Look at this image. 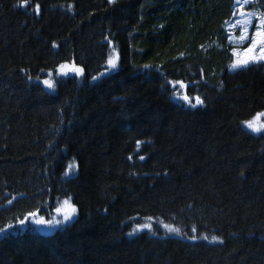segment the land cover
Instances as JSON below:
<instances>
[{
  "label": "trees",
  "instance_id": "obj_1",
  "mask_svg": "<svg viewBox=\"0 0 264 264\" xmlns=\"http://www.w3.org/2000/svg\"><path fill=\"white\" fill-rule=\"evenodd\" d=\"M233 9L0 0V264H264V66L227 69Z\"/></svg>",
  "mask_w": 264,
  "mask_h": 264
},
{
  "label": "rangeland",
  "instance_id": "obj_2",
  "mask_svg": "<svg viewBox=\"0 0 264 264\" xmlns=\"http://www.w3.org/2000/svg\"><path fill=\"white\" fill-rule=\"evenodd\" d=\"M109 1V0H108ZM257 0H247V3H245V0H240V3L237 4V0H235V7H234V16L231 18V20L229 21V23L226 26V30L228 33V43L230 45H232V56L234 57V61L228 66L227 69H229L230 72H234L237 71V69L240 68H244L242 67H238L233 69L232 65L234 63H236L237 61H243L244 59H249V64L251 63H263L264 66V60H260L259 57L262 55L261 51H260V47L259 45H257V48L254 52L252 53H248L247 49L249 48L250 44H251V37L254 36L257 28L260 25V19L264 18V10L260 11L259 9H255V10H251V11H245L244 7L249 3V2H256ZM244 13V15L242 16L241 13ZM248 13H254V15L252 16L251 19V23L247 28L246 33H244L245 35H247L249 37L248 40H245L243 42H241L239 40V37L242 33L243 30V20L247 19V14ZM234 53H236L234 55ZM252 57H255V59H252ZM247 65V66H248ZM47 89H49L47 87ZM253 119V118H252ZM251 119V120H252ZM246 129H248L246 127ZM249 130V129H248ZM250 132H253L251 130H249ZM263 132V131H261ZM254 134H258L260 132H253ZM65 202V201H64ZM64 202H59L57 209H59L60 211H57V209H55V211L52 212L51 215H49V219H45L44 216H42L41 214H35L34 216H28L27 218H25L24 224L22 225L21 223H18L16 226L18 228H24L27 225H30L32 228H37L38 232L43 233V234H50L56 231V229H60L63 228V226L67 225L74 217V212L71 211V209L73 208L71 206V204L68 202L67 204H65ZM65 213H67L69 215V219L65 220L64 216ZM42 220V223H37L36 221H40ZM57 221H59V223H57ZM1 232V231H0Z\"/></svg>",
  "mask_w": 264,
  "mask_h": 264
},
{
  "label": "snow or ice",
  "instance_id": "obj_3",
  "mask_svg": "<svg viewBox=\"0 0 264 264\" xmlns=\"http://www.w3.org/2000/svg\"><path fill=\"white\" fill-rule=\"evenodd\" d=\"M114 0H109V3H113ZM240 3V0H237V4ZM245 3H247V0H245ZM20 6H26L24 3H21ZM36 10L37 12L39 11V6L37 5L36 7ZM241 15L243 16L244 13L242 12ZM254 15V13H248L247 14V19L243 20V30H242V33L239 37V40L241 42L245 41V40H248L249 37L247 35H245L244 33H246L247 31V28L248 26L250 25L251 23V19H252V16ZM257 45H259L260 47V51L262 53V55L259 57L260 60H264V18L260 19V25L259 27L257 28L254 36L251 37V44L249 46V48L247 49V52L248 53H252L256 50L257 48ZM55 47V45H53ZM236 53H234L235 55ZM252 59H255V57H252ZM109 63L111 64V66L114 68L116 65L115 63L110 59L109 60ZM249 63V59H244L243 61H237L236 63H234L232 65V68L235 69V68H238V67H247ZM60 72H63V74H67L68 71H73V72H76V73H80L81 72V69L79 68H75V67H72V68H69L68 65H61L60 66V69L58 70ZM49 75H51V73H49ZM44 83L49 87L51 88L53 85L51 82L49 81H44ZM171 83V82H170ZM176 83H180V82H176ZM173 87H175V83L173 84ZM180 87L183 88L185 87L182 83H180ZM178 99H182L183 101H185L186 103H189L191 104V101H190V98L187 96V95H183V96H178L177 97ZM196 103L197 104H202L203 101H201L198 97L196 98ZM191 106H195L194 104H192ZM245 126L250 129L251 131L253 132H261V131H264V113H257L255 117H253L252 120L250 121H245ZM139 144V142H138ZM140 159H144L143 156L140 157ZM70 170H74V166L73 165H70L69 166ZM65 204H67L68 202L65 201L64 202ZM57 211H60L59 209H57ZM72 212H75V209L72 208L71 209ZM33 216L35 215L34 213L32 214ZM70 217L67 213H65V216H64V219L65 220H68ZM37 223H42L43 221L40 220V221H36ZM20 223L23 225L24 224V221H20ZM57 223H59V221H57ZM143 227H147V226H142L140 229L138 230H143ZM165 227H168L167 225ZM168 230L170 232H174L175 234L179 235V229H176V228H171V227H168ZM133 233H129V235H132ZM195 239V238H193ZM205 239H207V237H205ZM215 239V238H214ZM222 243V241H221Z\"/></svg>",
  "mask_w": 264,
  "mask_h": 264
}]
</instances>
